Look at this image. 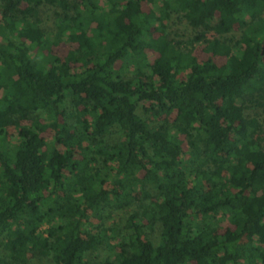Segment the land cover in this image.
I'll use <instances>...</instances> for the list:
<instances>
[{"label": "trees", "instance_id": "obj_1", "mask_svg": "<svg viewBox=\"0 0 264 264\" xmlns=\"http://www.w3.org/2000/svg\"><path fill=\"white\" fill-rule=\"evenodd\" d=\"M0 4V264H264V0Z\"/></svg>", "mask_w": 264, "mask_h": 264}, {"label": "rangeland", "instance_id": "obj_2", "mask_svg": "<svg viewBox=\"0 0 264 264\" xmlns=\"http://www.w3.org/2000/svg\"><path fill=\"white\" fill-rule=\"evenodd\" d=\"M1 3V0H0ZM1 5V4H0ZM144 6L146 7V9H149L150 5L147 1H144ZM2 12H3V8L0 7V22H1V18H2ZM173 20H171L170 22V27H169V32L171 34L172 37H174L176 40H179L182 42L184 47H188L189 45V39L191 37H193L195 31L192 30L191 28H189L186 24H176V22H172ZM237 36H239L240 34V29L239 27L236 28L235 32H234ZM75 44L69 42V41H63L59 46H57L55 48L56 53L61 57V58H65V56L68 54L69 50L74 47ZM199 45V44H197ZM76 46V45H75ZM12 134V141H16V137H15V133L13 131H11ZM46 136V138L51 141L52 138V134L51 131L48 130L47 132H45L44 134ZM181 143L184 147L185 150H188V145L186 143V141L184 140V137H181ZM125 216L128 214V211H125ZM48 224H45L44 227H46ZM43 227V228H44ZM159 232L158 230L155 231L151 236L154 237L157 240L159 237ZM0 253H2L1 248H0ZM46 259H44L42 262H37V264H41V263H45Z\"/></svg>", "mask_w": 264, "mask_h": 264}]
</instances>
